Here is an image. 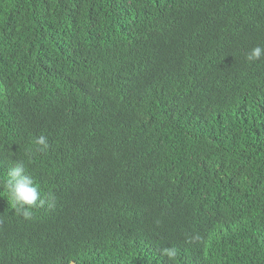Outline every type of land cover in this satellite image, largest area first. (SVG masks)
Masks as SVG:
<instances>
[{
    "label": "trees",
    "instance_id": "trees-1",
    "mask_svg": "<svg viewBox=\"0 0 264 264\" xmlns=\"http://www.w3.org/2000/svg\"><path fill=\"white\" fill-rule=\"evenodd\" d=\"M257 45L264 0H0V178L46 201L0 183V264H264Z\"/></svg>",
    "mask_w": 264,
    "mask_h": 264
},
{
    "label": "clouds",
    "instance_id": "clouds-1",
    "mask_svg": "<svg viewBox=\"0 0 264 264\" xmlns=\"http://www.w3.org/2000/svg\"><path fill=\"white\" fill-rule=\"evenodd\" d=\"M264 57V47L257 45L248 54L247 60L255 62ZM38 151H47L50 147L47 136L41 134L34 141ZM0 183L6 189L12 208L15 214L30 220L33 209L44 207L46 201L41 198L39 186L35 183L31 175L26 171L22 161H16L5 177L0 178ZM55 196L49 193L48 207L55 208ZM163 255L174 259L177 255L175 248H164Z\"/></svg>",
    "mask_w": 264,
    "mask_h": 264
}]
</instances>
